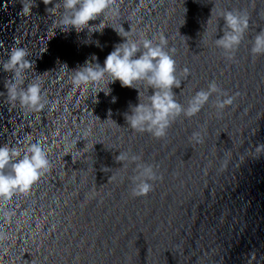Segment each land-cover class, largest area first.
Here are the masks:
<instances>
[{
	"label": "clouds",
	"instance_id": "9594fccd",
	"mask_svg": "<svg viewBox=\"0 0 264 264\" xmlns=\"http://www.w3.org/2000/svg\"><path fill=\"white\" fill-rule=\"evenodd\" d=\"M50 2L51 0H43L45 4ZM114 3L115 0H59L58 7L63 9L59 19L60 29L67 32L74 28L77 33L87 29L89 33H102L104 28L109 26L104 23V18L114 11ZM21 4L23 12L30 11L34 6L24 3L23 0ZM101 17L103 19L99 24H90V21H96ZM223 21L226 31L220 39H216V44L223 49L228 59H234L235 50L239 47L248 27V16L240 11L228 10L223 13ZM114 30L124 38V42L114 46V50L104 60L103 66L96 62L95 56L75 69L70 70L67 65L63 66L71 71L70 79L73 87L77 89L95 91L106 82L108 91L101 89L96 94L101 91L109 94L111 89L108 85L116 81H119L122 87L137 89L139 103L130 106V114L125 113L126 123L133 130L146 131L155 138H162L166 136L167 129L177 116L183 114L191 117L202 109L214 93L223 95L217 83L212 81L207 90L197 92L185 107L175 99L173 89L180 88L181 82L176 76V61L173 55L165 50L166 41L161 38L159 42H154L155 38L148 39L143 36L132 39L123 27ZM251 53L254 56L264 55V31L254 36ZM28 56L26 48L13 47L8 58L0 62V66L4 72L12 73L11 80L5 84L10 99L18 101L28 110L39 111L50 102L43 97L38 78L23 87L25 70L32 67ZM139 82H143L152 90L146 102H141L140 91L135 86ZM232 102L233 97L226 96L216 101V108L222 111ZM192 139L202 142L199 132H194ZM261 150H264V143L257 146V151ZM117 157L121 162L136 163V175L132 178V195L148 194L153 187L149 181L156 179L153 167L138 163L141 158L137 155L119 153ZM50 166L48 151L40 142L31 143L23 155L7 144L0 146V218H9L13 215L4 205L15 195L28 193L40 177L49 171ZM5 239L7 234L0 232V241Z\"/></svg>",
	"mask_w": 264,
	"mask_h": 264
}]
</instances>
